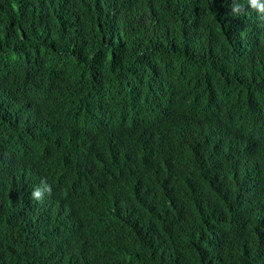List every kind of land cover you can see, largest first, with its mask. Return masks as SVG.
Instances as JSON below:
<instances>
[{"label":"trees","instance_id":"1","mask_svg":"<svg viewBox=\"0 0 264 264\" xmlns=\"http://www.w3.org/2000/svg\"><path fill=\"white\" fill-rule=\"evenodd\" d=\"M5 6L7 19L1 15ZM219 65L233 74L230 89L216 83ZM206 92L207 100L194 98ZM248 100L258 101L257 114L264 115L259 22L244 24L219 10L194 27H179L160 0H0V159L12 179L0 175L8 186L0 192V264H116L110 246L63 236L54 216L24 196L56 167L83 177L90 185L86 192L117 193L138 215L143 209L140 220L154 225L152 234L109 218L103 222L134 235L143 257L264 264V175L240 174L231 135L224 141L230 181L195 224L183 211L152 204L143 187L128 180L127 152L93 168L73 150L80 118L90 114L111 117L124 107L159 115L182 102L171 116L144 124L191 137L209 107L211 114L225 113ZM140 128L125 121L127 134Z\"/></svg>","mask_w":264,"mask_h":264},{"label":"clouds","instance_id":"2","mask_svg":"<svg viewBox=\"0 0 264 264\" xmlns=\"http://www.w3.org/2000/svg\"><path fill=\"white\" fill-rule=\"evenodd\" d=\"M165 16L179 27H194L215 17L217 11L229 10L241 23L259 22L264 29V0H160ZM7 19V6L1 10ZM47 69L44 74L55 70ZM213 76L219 86L230 89L233 74L226 65L215 67ZM210 93L197 97L206 100ZM193 98V99H194ZM174 103L159 115L141 110L120 109L114 116L90 114L80 118L74 154L84 156L88 165L100 167L103 160L114 158L119 151L130 157L128 180L140 184L148 200L163 202L166 211H183L195 224L212 204L213 194L230 181L228 153L224 141L231 135L236 145L238 171L245 177L264 175V115L257 114L258 101L248 100L227 112L210 113V107L191 137H176L162 129L144 124L172 114ZM252 114V115H251ZM133 120L141 128L127 134L125 121ZM241 124V125H239ZM11 177L0 159V175ZM49 184V185H48ZM8 186L0 179V192ZM75 189L68 191V188ZM88 182L68 167H56L26 199L54 216L60 233L70 238H89L110 246V258L116 264H176L170 258H148L138 253L136 239L130 233L112 230L103 224L106 218L123 227L136 226L143 234H152L153 224H145L131 202L122 195L92 191ZM102 195V198H99Z\"/></svg>","mask_w":264,"mask_h":264}]
</instances>
